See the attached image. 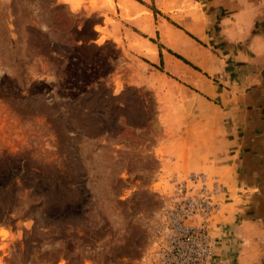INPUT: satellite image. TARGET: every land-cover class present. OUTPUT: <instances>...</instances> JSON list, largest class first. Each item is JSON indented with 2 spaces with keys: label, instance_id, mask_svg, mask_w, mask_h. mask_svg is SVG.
Listing matches in <instances>:
<instances>
[{
  "label": "rangeland",
  "instance_id": "1",
  "mask_svg": "<svg viewBox=\"0 0 264 264\" xmlns=\"http://www.w3.org/2000/svg\"><path fill=\"white\" fill-rule=\"evenodd\" d=\"M92 23L0 0V264H148L171 181L191 174L160 169L155 101L130 84L148 74Z\"/></svg>",
  "mask_w": 264,
  "mask_h": 264
},
{
  "label": "crops",
  "instance_id": "2",
  "mask_svg": "<svg viewBox=\"0 0 264 264\" xmlns=\"http://www.w3.org/2000/svg\"><path fill=\"white\" fill-rule=\"evenodd\" d=\"M138 1L59 0L148 74L160 169L221 182L210 264H264V0Z\"/></svg>",
  "mask_w": 264,
  "mask_h": 264
},
{
  "label": "built area",
  "instance_id": "3",
  "mask_svg": "<svg viewBox=\"0 0 264 264\" xmlns=\"http://www.w3.org/2000/svg\"><path fill=\"white\" fill-rule=\"evenodd\" d=\"M171 185L148 264H210L215 242L212 225L222 186L215 177L201 173L174 179Z\"/></svg>",
  "mask_w": 264,
  "mask_h": 264
},
{
  "label": "trees",
  "instance_id": "4",
  "mask_svg": "<svg viewBox=\"0 0 264 264\" xmlns=\"http://www.w3.org/2000/svg\"><path fill=\"white\" fill-rule=\"evenodd\" d=\"M138 1V0H137ZM138 2H140V1H138ZM157 48L160 50V46L158 45L157 46ZM168 53L169 54H171L174 58H176L177 60H179V61H181L183 64H185V65H188V66H190L191 67V65L188 63V62H186L182 57H180L179 55H177V54H175V53H172V52H169L168 51ZM145 62V61H144ZM158 71H160L161 72V59H160V54H159V67H155ZM193 69H195L194 67H192Z\"/></svg>",
  "mask_w": 264,
  "mask_h": 264
}]
</instances>
